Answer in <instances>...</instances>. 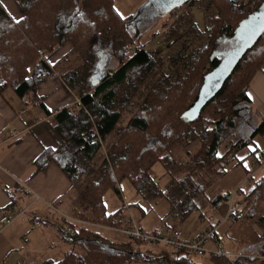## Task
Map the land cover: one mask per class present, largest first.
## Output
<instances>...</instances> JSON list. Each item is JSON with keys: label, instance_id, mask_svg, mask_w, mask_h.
<instances>
[{"label": "trees", "instance_id": "obj_1", "mask_svg": "<svg viewBox=\"0 0 264 264\" xmlns=\"http://www.w3.org/2000/svg\"><path fill=\"white\" fill-rule=\"evenodd\" d=\"M221 1L223 5L217 6L207 17V23L200 34L203 45L195 49L191 55L188 54L192 49L185 54L184 51H177L173 55H167L168 66L181 68L182 72L180 71L178 76L171 80L169 74L163 70L155 80L154 88L157 91L161 88L157 85L165 86V89H160L166 92L164 96L169 94L171 88L183 91L185 97L189 96L190 101L186 103V107L181 111L176 109L174 113L170 112L167 120L170 125L166 124V127L154 136L145 142L143 140L140 151L131 141H126L127 146L115 151L109 150L107 158L110 160L107 162L106 158H103L98 168H94L93 162L97 158L101 144L113 132L121 118L118 91L122 85L132 84L129 74L133 70L140 69L143 71L142 75H148L155 67L154 56L146 49V44L131 48L123 44L117 46L120 40L115 36L118 33L122 38L127 35L125 25L128 16H120L113 7L112 0H14L22 12V16L17 20L12 19L0 4V91L9 86L17 96L21 97L33 90V87L44 77L56 73L58 60L52 62L49 55L67 42L71 43L72 49L66 54V60H70L71 55L81 59L78 70L70 68L71 70L66 71L65 77H60L67 88L76 94L80 106L63 107L54 115L56 120L54 132L58 137V144L55 148H47L42 152L35 160L36 168L41 170L50 161H54L67 175L72 187L80 177L92 174L94 177L88 180L83 188V197L91 204L92 212L101 218L107 214L102 200L106 190L111 189L120 196V180L127 178L141 196L144 198L153 196L154 183L149 172L152 166L156 163L165 166L170 162L172 164L170 151L174 144L177 142L188 144L198 139L199 147L193 154L196 159L193 164L194 169L188 170L176 184L181 199L178 203L180 216L184 218L194 211L196 208L194 199L199 189L189 182L190 178L187 176L192 175L196 168L203 166L200 162L202 158L210 167H213L219 159L220 140L225 135L226 129L233 126L227 114L229 110L236 109L240 112V109H247L250 101L246 95V86L264 61L263 31L241 56L219 90L202 106L198 115L193 120L183 116L197 99L205 73L217 66L220 61L219 56L213 55L216 39L223 34L232 37L239 21L259 9L264 2V0ZM183 5L184 8L189 9L193 5V0H187L173 7L170 12ZM187 14L188 12H185L180 20ZM235 20L237 22L234 25ZM130 38L129 33V40ZM102 47L112 54L117 66L107 67L99 72L95 54L103 49ZM40 48L46 49L48 53L43 59L36 61ZM229 87L233 90H229ZM187 89L191 92L189 93ZM125 96L130 98L129 93L122 92V101H125ZM153 101L155 98L145 99L142 107ZM212 104L225 106V114L222 115L223 112L220 111V118L213 120L209 127H202V130H199V127L193 128ZM139 111L144 113L146 108ZM124 128L123 133L126 131L148 133L150 126L146 116L133 113ZM236 129L241 132L240 126ZM256 135H264V119L246 137L244 135L234 142L235 151L252 142ZM161 137H170L173 142L165 144ZM121 141L122 138L119 142L116 141L115 146ZM260 151L264 150H253L252 153L257 152V155L262 157ZM139 156L141 159L137 161ZM241 159L243 158L239 160ZM138 163L140 165L137 166ZM253 181L250 177V182ZM242 187L245 186L236 189L238 197L242 194ZM231 193L232 191L218 194L211 199L212 205L217 206L220 201L227 202V197ZM119 209L108 215L117 214ZM237 214L231 220L237 218ZM68 225V229L65 230L56 227V231L60 240L70 245L69 250L58 259L47 258L39 264H127L141 256L139 252L132 250L130 242L110 243V240L88 227L77 226L74 222H68ZM166 229L162 228L159 232H164ZM131 242L138 243L136 240ZM76 247L80 248L81 252H77ZM172 250L175 251L173 255L177 260L170 264H201L195 261L196 254L186 249ZM208 255L209 264H254L253 262L256 261L254 258L240 260L236 258L230 262L218 254ZM140 258L144 261H158L156 258ZM260 262L258 264H264V260Z\"/></svg>", "mask_w": 264, "mask_h": 264}, {"label": "rangeland", "instance_id": "obj_2", "mask_svg": "<svg viewBox=\"0 0 264 264\" xmlns=\"http://www.w3.org/2000/svg\"><path fill=\"white\" fill-rule=\"evenodd\" d=\"M209 1L193 0V5L189 9L184 8L185 5H183L168 12L163 9L164 5L159 0H112L113 7L117 13L123 17L128 16L125 25L127 27V35L122 38V35L118 33L115 36L120 40L117 46L119 47L123 44L131 48V46L146 44V49L154 56L153 64L155 67L148 75H142L143 71L140 69L133 70L129 74V80L132 84H124L119 89L118 107L121 110V118L113 132L101 144V148L96 156L97 158L93 162L94 168H98L97 166L103 158H106L107 162L110 160L107 158L109 150L113 149L115 151L127 146L126 141H131L135 145V148L140 151L143 140L145 142L148 138L154 136L166 127L165 125L168 124L167 120L170 112L174 113L176 109L177 111H181L186 107V103L190 101L188 99L189 96L185 97V93L177 88H171L169 94L164 96L166 92L160 91V89H165V86L157 85L158 88L161 87L157 91L154 88L156 85L155 80L161 75L163 70L169 74L171 80L175 79L182 70L173 65L171 67L168 66V54L173 55L177 51H184L183 54H185V52H190L192 49L188 54L191 55L195 49L203 45L200 34L207 23V17L213 13L217 6L223 5V1L221 0ZM185 12H188L187 16H184L180 20ZM236 20L234 25L237 22ZM129 33L131 34L130 40ZM215 42L214 51L223 53L233 46L234 39L223 34ZM262 42H264V39ZM102 48L95 54V60L98 63L100 62V65L102 63V67H116L117 61L115 58L108 50H105L104 47ZM71 49V43L67 42L56 52H52L49 55L52 58L57 54L58 65L55 71L61 78L65 77L66 71L70 68H76L75 70L79 69V64L81 63L80 58H75V55H71V59L66 60V54ZM40 50L46 54L48 53L44 48H40ZM39 59L40 57L38 55L36 61ZM98 71L100 72L102 70L98 67ZM229 90L233 89L229 87ZM122 92L124 94L129 93L130 98L129 96H125V101H122ZM166 96L168 97L164 99ZM148 98H155V101L145 104L142 107L145 99ZM144 108H146V111L141 113L139 110ZM241 110L240 112H237L236 109L229 110V114H227V117L233 122V126L226 129L225 135L220 140L218 146V154L220 157L213 164V167H210L204 158H202L200 162L203 166L198 169L196 168L193 171L194 173L192 172V175L189 174L190 177L189 175L187 176V178H190L188 179L189 182L199 189V193L194 199L195 210L184 218L180 216L179 212L180 207L178 203L181 199H179L176 184L185 176L188 170L194 169L193 164L196 159L193 154L199 147L198 139H194L195 141L193 140L188 144L187 142H177L174 144L170 151V156L173 158L172 164L170 162L169 165L165 166L162 163H156L152 166L149 172L154 183L155 194L153 196L144 198L132 186L129 179L124 178L119 183L120 196L116 195L111 189H108L102 197L104 208L107 212H111L116 207L118 208L123 205V208L119 211L120 214L108 215V213L99 218L92 212L91 204L83 197V188L86 182L94 177L92 174H87L80 177L74 183L77 195L74 209L75 215H77V219L79 220L73 216L67 219L63 217L58 218V214L53 212L52 215L55 219L52 218V222L57 225V228L62 230L68 229V222H74L77 226L88 227L107 238L108 241L110 240V243L121 244L130 242L132 250L139 252L140 257L156 258L158 260L144 261V259L142 260L139 257V259H135L127 264H170V262L177 260L173 255L175 251L172 248L164 245L150 246L139 242H131L133 241L132 239L116 229L135 226L143 231L159 232L162 228H175L180 231L179 234L183 238V235L186 236L187 234L190 235L196 232V230L205 225L206 221L210 222L211 218L214 219L213 222L220 220L228 208L229 199L227 198V202L220 201L217 206L212 205L211 199L218 194H225L228 191H232L235 194L234 197L237 199L235 202L239 203V208L236 210L238 214L237 218L218 225L217 233L221 240V245L227 251H231V253H238L242 259L254 258L256 260L254 264L261 263L260 260H264L262 258V255H264V182H259L258 179L256 181L254 177L251 178L256 182H250L249 177L251 174L246 171L249 165L246 162V158L243 157L254 147L264 148V135H256L252 143L244 146L237 152L235 151L236 147H234V142L240 137L243 138L244 135L246 137L256 126L251 110L248 112H246L247 110L245 108L243 109L244 111ZM220 111L224 115L226 107L217 104L210 105L202 117H200L201 119L198 124L193 128L199 127V130H202V127L211 126L213 120L220 118ZM133 113L146 116L150 126L148 133H130L132 131L123 133L127 120ZM169 125L170 123L167 126ZM239 126L241 132L236 129ZM120 138H122L121 143H117L115 146L114 143L116 141L119 142ZM160 139L165 144L173 142V139L170 137H161ZM240 158L243 159L240 161ZM139 159H141L140 156L137 161ZM136 165L138 166L140 163ZM240 186L245 187H242V194L238 197L236 189ZM251 193L252 195L250 196ZM111 214L113 213L111 212ZM49 217L51 218V214ZM115 223L119 224L120 227L116 226ZM47 235L53 238V242H57L58 248L64 249V251L69 250L70 245L60 240L58 233L57 239L54 238L51 233H48L45 225H41L39 230L37 228V230H34L28 236V239H30L29 243L36 244L40 236L44 238ZM76 248L77 252H81L80 248ZM251 254L255 257L250 256ZM208 256V253L203 255L196 254L194 259L201 264H209ZM40 259L37 260L36 264L42 261ZM90 263H92L91 260Z\"/></svg>", "mask_w": 264, "mask_h": 264}, {"label": "crops", "instance_id": "obj_3", "mask_svg": "<svg viewBox=\"0 0 264 264\" xmlns=\"http://www.w3.org/2000/svg\"><path fill=\"white\" fill-rule=\"evenodd\" d=\"M0 4L12 19L17 20L22 16L14 0H0ZM57 58L55 54L51 60ZM98 67L101 70L107 68L102 67V63ZM246 95L250 101L246 112L251 110L257 125L264 119V61L251 76ZM76 98V94L54 73L44 77L33 90L21 97L9 86L0 91V215L13 218L8 225L0 223V264H36L40 258L42 261L58 259L67 251L58 248L57 242H53L49 235L44 238L40 236L36 244H30L28 236L45 225L48 233L57 239V225L52 222V218L55 219L53 212L58 214V218L73 216L77 219L74 209L76 190L67 175L54 161L41 170L35 165V160L45 149L55 148L58 144L54 115L63 107L71 108ZM253 150L264 148L254 147L243 157L249 165L246 171L256 181L262 182L264 156L259 157L257 152L252 153ZM122 206L111 212L122 209ZM111 212L106 211L107 214ZM34 220H39V225L34 224ZM209 225L210 222L206 221L193 234L183 235V239L195 238ZM116 226L120 227L119 224ZM217 228L216 234L220 240ZM250 256L255 257L253 254Z\"/></svg>", "mask_w": 264, "mask_h": 264}, {"label": "water", "instance_id": "obj_4", "mask_svg": "<svg viewBox=\"0 0 264 264\" xmlns=\"http://www.w3.org/2000/svg\"><path fill=\"white\" fill-rule=\"evenodd\" d=\"M159 1L164 5L163 9L170 11L173 7L179 6L187 0ZM263 31L264 2L259 9L249 13L245 18L239 21L234 29L232 37H230L231 39H234V44L229 50L223 53H217L216 51L213 52V55L219 56L220 61L217 66L205 73L197 99L183 114L186 119L193 120L198 115L202 106L219 90L241 56L255 43ZM99 63L97 65L100 66Z\"/></svg>", "mask_w": 264, "mask_h": 264}, {"label": "built area", "instance_id": "obj_5", "mask_svg": "<svg viewBox=\"0 0 264 264\" xmlns=\"http://www.w3.org/2000/svg\"><path fill=\"white\" fill-rule=\"evenodd\" d=\"M45 55L46 53L44 51H39L40 59H43ZM56 75L57 74L54 73V76ZM79 106L80 100L76 98L73 102V107L76 108ZM260 153L264 156V151H260ZM234 195V192L228 195V208L221 219L217 220V222H213L214 219L211 218L209 227L191 240L181 238L179 230L175 228H167L164 232L143 231L142 229L135 226L123 229L119 228L116 230L126 234L128 238L136 240L141 244H148L150 246L164 245L172 249H186L197 255H203L205 253L218 254L224 256L225 258H227V260L230 261H233L236 258L240 260L241 258L238 253H230L221 245V241L217 238L216 234L217 226L223 221H230L236 214V210L239 208V203L235 202L237 201V199L236 197H234ZM12 220L13 218H9L6 215H0V223H2L3 225L10 224ZM33 223L39 225V220H34ZM262 258L264 259V256H262Z\"/></svg>", "mask_w": 264, "mask_h": 264}]
</instances>
